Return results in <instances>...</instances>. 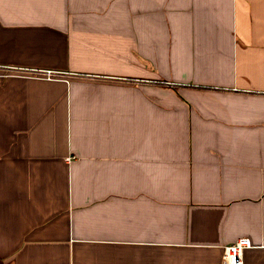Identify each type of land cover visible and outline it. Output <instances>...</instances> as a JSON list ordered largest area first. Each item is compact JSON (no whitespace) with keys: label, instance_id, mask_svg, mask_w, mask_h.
Segmentation results:
<instances>
[{"label":"crops","instance_id":"1","mask_svg":"<svg viewBox=\"0 0 264 264\" xmlns=\"http://www.w3.org/2000/svg\"><path fill=\"white\" fill-rule=\"evenodd\" d=\"M242 236L264 264V0H0V264Z\"/></svg>","mask_w":264,"mask_h":264},{"label":"built area","instance_id":"2","mask_svg":"<svg viewBox=\"0 0 264 264\" xmlns=\"http://www.w3.org/2000/svg\"><path fill=\"white\" fill-rule=\"evenodd\" d=\"M42 73L46 77L55 76V71L50 69L43 70ZM251 246L252 242L247 236H242L235 242L225 245L223 249V264H244L243 252L247 247Z\"/></svg>","mask_w":264,"mask_h":264}]
</instances>
